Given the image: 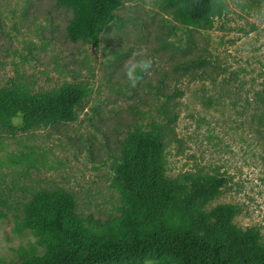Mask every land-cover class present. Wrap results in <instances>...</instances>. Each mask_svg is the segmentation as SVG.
Segmentation results:
<instances>
[{
    "label": "rangeland",
    "instance_id": "rangeland-1",
    "mask_svg": "<svg viewBox=\"0 0 264 264\" xmlns=\"http://www.w3.org/2000/svg\"><path fill=\"white\" fill-rule=\"evenodd\" d=\"M120 1L92 45L67 37L71 11L56 0H0V89L43 94L73 84L87 95L73 122L0 127V263L47 250L17 223L38 192L66 191L84 218H116L113 166L127 135L153 126L165 176L226 179L204 210L235 205L233 225L255 228L264 246V0H225L211 29L182 26L162 0ZM142 59L151 68L137 70L133 86L126 71Z\"/></svg>",
    "mask_w": 264,
    "mask_h": 264
},
{
    "label": "trees",
    "instance_id": "trees-1",
    "mask_svg": "<svg viewBox=\"0 0 264 264\" xmlns=\"http://www.w3.org/2000/svg\"><path fill=\"white\" fill-rule=\"evenodd\" d=\"M56 3L71 11L67 37L92 45L122 5L120 0ZM162 7L182 26L199 29H211L214 19L227 11L225 0H162ZM86 96L83 87L73 84L43 94L1 88L0 127L28 131L73 122ZM163 153L158 126L127 135L113 166L111 186L120 197V206L119 215L111 221L82 217L66 191L36 193L23 206L17 223L20 231L44 237L47 250L0 264H264L258 231L237 229L232 223L238 213L235 205L204 210L226 179L170 180L164 173ZM4 217L0 210V219ZM172 217L181 225L171 227Z\"/></svg>",
    "mask_w": 264,
    "mask_h": 264
},
{
    "label": "clouds",
    "instance_id": "clouds-1",
    "mask_svg": "<svg viewBox=\"0 0 264 264\" xmlns=\"http://www.w3.org/2000/svg\"><path fill=\"white\" fill-rule=\"evenodd\" d=\"M151 68V60L142 59L132 63L126 71V75L128 79L132 82L133 86L140 79L138 75H136L137 70L141 73H146Z\"/></svg>",
    "mask_w": 264,
    "mask_h": 264
}]
</instances>
